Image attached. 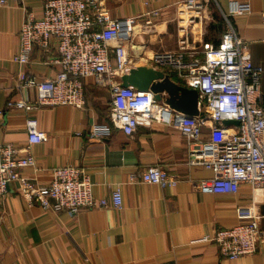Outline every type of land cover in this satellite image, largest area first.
<instances>
[{
  "label": "crops",
  "instance_id": "1",
  "mask_svg": "<svg viewBox=\"0 0 264 264\" xmlns=\"http://www.w3.org/2000/svg\"><path fill=\"white\" fill-rule=\"evenodd\" d=\"M177 1L103 0V4L112 17L161 7L152 47L147 49L151 53L178 46ZM44 2L11 0L0 6V107L5 109L0 115V142L26 143V119L37 118L41 136L33 152L45 170L24 168L23 173L46 183L50 168L73 163L90 174L96 196H109L122 182L124 205L83 206L77 212L44 210L38 201L27 200L14 182L0 196V264H264V243L252 254L229 259L213 242L201 240L215 229L237 223L238 205L251 201L252 189L245 183L237 193L201 190L200 179L216 171L187 163L186 138L178 129L155 122L140 125L131 135L115 129L106 138H92L91 124L109 120L111 98L108 88L93 78L85 81L84 108L43 104L26 112L7 107L10 99H37L34 87L22 85L27 75L43 79L60 69L55 43L47 49L34 46L31 61L24 66L13 59L26 11L40 15ZM208 16L202 36L191 34L192 45L201 39L218 43L231 22L248 56L264 68V0H213ZM143 21L144 17L138 18L139 24ZM261 92L264 103V71ZM204 134L210 136L208 126ZM156 163L176 174L179 182L162 188L127 181L131 172ZM257 197L264 228V192Z\"/></svg>",
  "mask_w": 264,
  "mask_h": 264
},
{
  "label": "built area",
  "instance_id": "2",
  "mask_svg": "<svg viewBox=\"0 0 264 264\" xmlns=\"http://www.w3.org/2000/svg\"><path fill=\"white\" fill-rule=\"evenodd\" d=\"M10 1L0 0V6ZM212 2L178 0V46L160 47L151 56L141 57L178 82L197 88L205 117L187 115L165 100L156 99L151 91L122 84V76L140 63L132 55L136 45L132 26L155 31L161 7L137 15L112 17L103 0H45L40 15L26 11L13 59L24 66L31 61L34 46L47 49L55 43L58 53L55 62L60 69L43 79L27 75L22 85L34 87L37 99L34 102L10 99L7 107L26 112L43 104L84 108L85 81L93 78L96 84L108 88L111 98L109 120L91 124L92 138H106L115 129L131 135L140 125L155 122L178 129L186 138L187 163L216 171L213 176L200 179L201 190L237 193L245 183L252 189L251 201L238 205L237 223L201 238L213 242L223 257L237 259L256 252L264 243V228L257 209L260 201L257 193L264 192L261 92L264 68L248 56L244 40L231 22L218 43L201 39L199 45H192L191 34L196 31L202 36ZM239 8L243 10L244 6ZM139 17H144L141 24ZM4 111L0 107V115ZM227 119L238 123H226ZM205 126L209 127L210 136H205ZM26 128V143L0 142V196L6 195L11 184L17 182L20 193L30 202L38 201L44 210L77 212L83 206L123 207L122 182L116 184L109 196H96L94 182L82 166L73 163L53 166L46 183L40 182L37 175L23 173L24 168L45 170L33 152L41 136L37 118L27 117ZM127 181L165 188L175 186L179 177L156 163L140 172H131Z\"/></svg>",
  "mask_w": 264,
  "mask_h": 264
},
{
  "label": "water",
  "instance_id": "3",
  "mask_svg": "<svg viewBox=\"0 0 264 264\" xmlns=\"http://www.w3.org/2000/svg\"><path fill=\"white\" fill-rule=\"evenodd\" d=\"M123 85H132L139 90L151 91L158 100H165L171 107L187 115H200L199 90L175 80L164 69L149 63H138L122 76ZM226 123H238L235 119H227Z\"/></svg>",
  "mask_w": 264,
  "mask_h": 264
},
{
  "label": "rangeland",
  "instance_id": "4",
  "mask_svg": "<svg viewBox=\"0 0 264 264\" xmlns=\"http://www.w3.org/2000/svg\"><path fill=\"white\" fill-rule=\"evenodd\" d=\"M137 26L139 27V25ZM138 29L140 31L134 34L136 44L143 45V47L146 50L149 49V47L151 48L152 47V44H150L151 39H152L151 35L153 36L157 31H152V30L149 31L148 29L141 30L142 29L141 26ZM145 49H143V53L139 56H138V51L136 50V48H135V51H132V55L135 57V60L139 61L140 63H144V64L146 63V60L141 57L143 56V54H145L144 52Z\"/></svg>",
  "mask_w": 264,
  "mask_h": 264
},
{
  "label": "bare ground",
  "instance_id": "5",
  "mask_svg": "<svg viewBox=\"0 0 264 264\" xmlns=\"http://www.w3.org/2000/svg\"><path fill=\"white\" fill-rule=\"evenodd\" d=\"M139 27H140V25H139ZM138 26H132V30H133V33L135 34V33H137V32H139L140 30L138 29L139 28ZM163 29V28H162ZM135 48H136V50L138 51V56L140 55V54H142L143 53V49H145L144 47H143V45H140V44H136L135 45ZM144 52H145V54L147 55H149V56H151L152 54H153V52H152V54L150 53V51H149V53L147 52V50L145 49L144 50Z\"/></svg>",
  "mask_w": 264,
  "mask_h": 264
}]
</instances>
